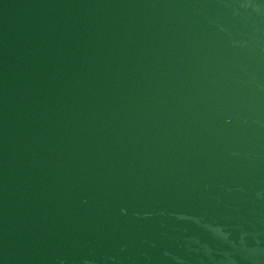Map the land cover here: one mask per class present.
Returning <instances> with one entry per match:
<instances>
[{"label": "water", "instance_id": "95a60500", "mask_svg": "<svg viewBox=\"0 0 264 264\" xmlns=\"http://www.w3.org/2000/svg\"><path fill=\"white\" fill-rule=\"evenodd\" d=\"M0 264H264V0H0Z\"/></svg>", "mask_w": 264, "mask_h": 264}]
</instances>
